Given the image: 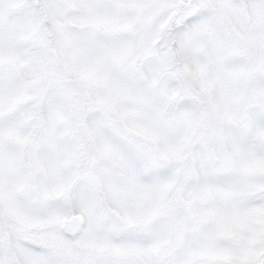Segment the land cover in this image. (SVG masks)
I'll return each instance as SVG.
<instances>
[{
    "label": "snow or ice",
    "instance_id": "snow-or-ice-1",
    "mask_svg": "<svg viewBox=\"0 0 264 264\" xmlns=\"http://www.w3.org/2000/svg\"><path fill=\"white\" fill-rule=\"evenodd\" d=\"M0 264H264V0H0Z\"/></svg>",
    "mask_w": 264,
    "mask_h": 264
}]
</instances>
